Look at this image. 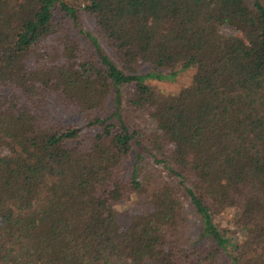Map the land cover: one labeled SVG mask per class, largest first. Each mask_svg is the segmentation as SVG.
<instances>
[{"label":"trees","instance_id":"trees-1","mask_svg":"<svg viewBox=\"0 0 264 264\" xmlns=\"http://www.w3.org/2000/svg\"><path fill=\"white\" fill-rule=\"evenodd\" d=\"M0 264H264V0H0Z\"/></svg>","mask_w":264,"mask_h":264},{"label":"rangeland","instance_id":"rangeland-1","mask_svg":"<svg viewBox=\"0 0 264 264\" xmlns=\"http://www.w3.org/2000/svg\"><path fill=\"white\" fill-rule=\"evenodd\" d=\"M87 28H84V30ZM222 31L227 35H236L238 31L231 26H225L222 28ZM193 75V70H188L186 72H180L175 80L172 81H158L149 79V82L152 83L156 88L160 91L165 92L166 94L176 93L182 87L188 85L191 81ZM144 129L150 131L152 129V123L148 120H145L142 124ZM138 168L140 169L141 178L144 182H154L155 180H161L162 178L167 179L166 173L163 171L162 167L156 165L152 159L147 156H144L140 162H138ZM125 209V207H123ZM232 220H224L223 226L225 228L233 227ZM185 227V231L188 235H190L193 239L196 238L197 228H195V221L190 220ZM187 228V229H186Z\"/></svg>","mask_w":264,"mask_h":264}]
</instances>
